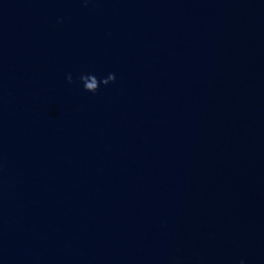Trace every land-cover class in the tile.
<instances>
[{
    "label": "clouds",
    "instance_id": "clouds-1",
    "mask_svg": "<svg viewBox=\"0 0 264 264\" xmlns=\"http://www.w3.org/2000/svg\"><path fill=\"white\" fill-rule=\"evenodd\" d=\"M80 81L83 83L84 89L88 92L95 93L99 89L100 85L103 84L107 86L110 82H114L116 77L115 74H109L107 78L97 79L95 75H81ZM69 83L72 82V76L69 74L67 76ZM243 264V261H241Z\"/></svg>",
    "mask_w": 264,
    "mask_h": 264
}]
</instances>
